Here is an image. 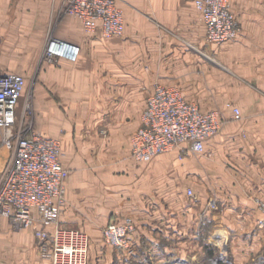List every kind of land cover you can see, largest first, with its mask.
I'll use <instances>...</instances> for the list:
<instances>
[{"label":"crops","instance_id":"obj_1","mask_svg":"<svg viewBox=\"0 0 264 264\" xmlns=\"http://www.w3.org/2000/svg\"><path fill=\"white\" fill-rule=\"evenodd\" d=\"M60 1L15 7L0 0V73H34ZM229 1L243 32L223 44L206 41L194 0H119L120 37H103L100 25L87 33L77 18L61 20L55 37L80 53L74 62L41 63L34 103L36 129L59 140L68 170L62 226L102 239L95 226L131 217L137 256L163 262L181 251L182 264H190L211 244L232 264H264V0ZM16 10L21 14L10 21ZM208 46L222 51L233 76L207 64ZM157 83L177 87L203 111L222 113V129L202 153L183 152L181 162L174 161L177 151L149 162L132 158L131 138ZM228 104L239 109V120ZM110 252L105 259L114 264ZM0 264L50 262L36 254L31 231L12 233L0 219Z\"/></svg>","mask_w":264,"mask_h":264},{"label":"built area","instance_id":"obj_2","mask_svg":"<svg viewBox=\"0 0 264 264\" xmlns=\"http://www.w3.org/2000/svg\"><path fill=\"white\" fill-rule=\"evenodd\" d=\"M64 4L66 14L79 19L85 32L94 33L100 25L103 37L123 34L124 17L117 0H65ZM194 5L204 22L207 42L223 44L238 38L229 0H194ZM79 53L77 44L50 36L43 58L49 64L74 62ZM25 85L20 74L0 73V130L8 153L0 166V219L17 230L31 231L40 255L50 264H88V235L59 223L68 176L61 162L60 142L28 131L19 119ZM227 107L234 120L241 118L238 108ZM223 124L219 110L203 111L177 87L157 83L147 98L141 125L131 138V156L136 162H149L172 151L202 153ZM134 230L131 217L112 221L102 231L104 243L128 258L135 254Z\"/></svg>","mask_w":264,"mask_h":264},{"label":"rangeland","instance_id":"obj_3","mask_svg":"<svg viewBox=\"0 0 264 264\" xmlns=\"http://www.w3.org/2000/svg\"><path fill=\"white\" fill-rule=\"evenodd\" d=\"M21 1L22 0H10V3H12L13 6L16 7V5H18V3L21 2ZM51 1H54V0H51ZM14 2H15V5H14ZM64 2H65V0H61L59 8L57 10L52 11V14H53L52 17H51L52 19L49 20L48 25L46 26L45 38H49L50 36H56V29H57L59 23L61 22V20H63L66 17H68V18L72 17V16H69V15L66 14ZM117 3L119 5V7L121 8L119 0H117ZM229 8L231 10L230 1H229ZM121 10L123 12L122 8H121ZM16 12L18 14H21V12L19 10L18 11L16 10L14 14H13V11H12L11 14H10V18H11L10 21L18 19L17 18L18 14H16ZM231 12L233 13L232 10H231ZM233 15H234V17H235V19H236V21L238 23L237 25H238V28H239V36H238V38H239L241 36L242 32H243V27H242L238 17L234 13H233ZM123 17H124V13H123ZM72 19H75V18L72 17ZM18 23L19 24H18L17 30L21 31L23 29L22 28L23 26L21 25V22H18ZM124 27H125V21H124ZM123 33H124V31H123ZM31 34H32L31 37H33L34 33H31ZM16 36L17 37L20 36L21 38H27L28 34L25 33L24 35L23 34L21 35V32H17ZM116 37H120V36H116ZM4 39H6V36L3 37V40ZM208 44H209V42H208ZM210 47L211 46H208V49H205L206 50L205 60H206L207 64L210 65V67H213L215 70H217L219 72H222V73H224V74H226L228 76H233V73H234L233 69L230 66V63L226 62L224 60V56L225 55L223 56L221 54L222 51H220V49L219 50L217 49V51L219 53V56H218V54L214 50H212ZM193 48H195V47L194 46L192 47L190 45V49L193 50ZM15 49H16L15 50L16 53L23 52V50H24L23 47H19V46L18 47L16 46ZM1 51H4V50L0 49V52ZM43 55H44V46H43V48L40 51V54H39V57H38V59H39L38 67H36V70L34 71V73L33 74H29V75L20 74V75H22L24 77L26 85H25L24 93H23V95L21 97V100H20L19 119L22 118L23 125L28 129V131L40 132V131H38L36 129L37 112L35 110L34 99H35V94L37 93L36 87H38L37 85H38V82L40 81V79H39V66L41 65V63L44 62ZM54 65H56V64H54ZM209 78H206V89L204 91L206 93L209 92L208 89H207V83L209 82V80H211ZM160 84H163V83H160ZM24 108L26 110L25 113H23ZM3 143H4V133H3L2 130H0V165L2 163H4V161L8 158V153H7ZM182 156H183L182 151L177 152V154L175 156L176 158L174 159V161L175 162L176 161L181 162ZM110 222H112V221H109L108 223H110ZM60 225H61V223H60ZM106 225H103L101 227L95 226V228H99L101 230V232H102ZM62 227L67 228V229L80 230V231H82V232H84V233H86L88 235L89 243H90L89 244L88 264H108L106 259H105L106 258V253L108 252V248H110V249H112V248L104 243L103 238L101 239V235H99L97 237H93L90 234H88V232L85 230V228L78 227V226H73V227L72 226H62ZM10 229H11L12 233H18V232L24 231V230H17V229L12 228V227H10ZM99 229H97V230H99ZM32 236H33V234H32ZM33 244L35 246L36 254L38 255V257L44 259L40 255V253L38 251V242H37V240L35 239L34 236H33ZM205 248L207 250L211 251L212 253L208 255V253H207L208 251H206ZM136 252H137V250H136V247H135V254L130 256V257H128V258L121 257L114 250H113V252H110V253H111V255H113V257L115 259L114 261L116 263L113 262L114 264H124L126 261H128L127 262L128 264H166L165 263L166 261H169L170 264H172V262H171L172 260H173L174 264H182V261H183V255H182L181 251H179V253L176 252L174 254V256L167 258V260L166 259L163 260V262H156L155 259L152 257V255H149V254L144 255V256H142V255L137 256ZM220 257L223 258L222 259L223 261H225L224 264H232V259H231L229 253H226L224 255L217 249L216 246H212L211 244H209V245H205L204 246L203 254L201 256H199V257L197 256L196 260L195 259L194 260L191 259L190 264H219L218 260H221ZM252 264H256V263L252 262Z\"/></svg>","mask_w":264,"mask_h":264},{"label":"trees","instance_id":"obj_4","mask_svg":"<svg viewBox=\"0 0 264 264\" xmlns=\"http://www.w3.org/2000/svg\"><path fill=\"white\" fill-rule=\"evenodd\" d=\"M205 249H206V248H205ZM206 251H208V252H207L208 255L212 253L211 251H209V250H207V249H206ZM220 259H221V260H218V261H219V264H224L225 261L222 260L223 258L220 257Z\"/></svg>","mask_w":264,"mask_h":264}]
</instances>
